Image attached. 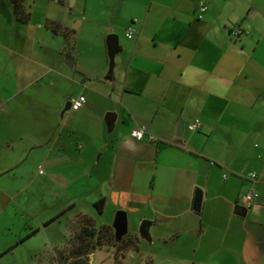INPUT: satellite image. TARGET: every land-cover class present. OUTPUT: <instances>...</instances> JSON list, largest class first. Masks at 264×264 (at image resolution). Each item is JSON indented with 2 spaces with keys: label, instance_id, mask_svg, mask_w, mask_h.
Listing matches in <instances>:
<instances>
[{
  "label": "crops",
  "instance_id": "1",
  "mask_svg": "<svg viewBox=\"0 0 264 264\" xmlns=\"http://www.w3.org/2000/svg\"><path fill=\"white\" fill-rule=\"evenodd\" d=\"M35 3L34 34L0 11V221L11 232L21 219L0 257L41 235L60 247L81 215L117 231L124 210L123 234L175 246L162 264H264V0ZM67 7L97 36V59L67 60L45 27L70 28ZM80 95L85 105L64 111ZM140 125L155 140L135 139ZM15 168L24 185L12 193L1 184Z\"/></svg>",
  "mask_w": 264,
  "mask_h": 264
},
{
  "label": "rangeland",
  "instance_id": "2",
  "mask_svg": "<svg viewBox=\"0 0 264 264\" xmlns=\"http://www.w3.org/2000/svg\"><path fill=\"white\" fill-rule=\"evenodd\" d=\"M1 7L0 11L7 12L8 17L14 16L13 11V4L12 0H0ZM24 5L28 10L31 12V19L27 24H21L17 23L19 26H24L25 28H28L29 31H31V34H34V23L37 21L38 13L41 12V10H37V6L35 3V0H24ZM58 7H55V11L57 12ZM61 11V10H59ZM72 9L67 7L62 9V14L65 17V19L69 20L70 28L75 30V41H74V48H71V45L67 44L65 41V38H63V41L61 42V49L64 51V54L66 56V59L68 60L69 57L74 58L76 55L79 56L80 59H86L85 54L88 52L91 54V57L93 59H97L98 56V49L96 45L93 42H96V37L93 34H91L86 28L82 29V31H79L77 29V26L73 25L74 20L77 19L76 13H71ZM2 14V13H0ZM5 14V13H3ZM2 14V15H3ZM80 22V21H79ZM93 35V36H92ZM63 46V47H62ZM91 49V50H90ZM105 55L108 58L107 50L105 49ZM116 62V57H115ZM74 91V90H73ZM69 111V110H68ZM67 111V112H68ZM18 173L19 177L16 180H8L7 182H4L1 184L5 189L11 191L12 193H16L17 190L23 188L22 183L23 179L20 176V173L22 170H18L15 168V170L12 171V173ZM110 215H107V218L109 219ZM12 220V219H11ZM17 221L13 224L12 230H7V227L3 226L0 221V239L5 240L9 237H12L13 234L17 231L19 228V221L20 218L16 219ZM80 220V217L77 218L76 224L73 225V227L69 230V233H73L77 229L78 222ZM64 225V224H63ZM62 226V225H61ZM100 227V226H99ZM60 225H55L56 231H61ZM11 233V234H10ZM45 236L42 235L39 237H35L34 239H31L27 244L20 246L15 251H11L10 253H7L0 257V264H59L58 260L56 259V256L59 255L58 252L55 250L54 253H52V247L49 248L45 247ZM62 246V245H61ZM60 246V247H61ZM59 246L56 248H60ZM175 246L170 244H161V243H150L147 240H141L139 242L138 249H135L133 247H130L126 250L124 258H122V261L119 264H162V261L159 257H156L157 254H160L163 250L166 251H173ZM2 246L0 245V249ZM33 249L36 252H33ZM61 250V249H60ZM52 254H56L53 256V260L51 261ZM58 258V257H57ZM91 264H117L116 261V250L114 247L109 246H101L97 247L92 257L90 256Z\"/></svg>",
  "mask_w": 264,
  "mask_h": 264
},
{
  "label": "trees",
  "instance_id": "3",
  "mask_svg": "<svg viewBox=\"0 0 264 264\" xmlns=\"http://www.w3.org/2000/svg\"><path fill=\"white\" fill-rule=\"evenodd\" d=\"M12 4L16 19L21 23H28L31 19V12L24 5V0H12ZM45 27L55 34L62 35L67 44L71 45L72 49L74 48V29L51 19L46 20ZM95 206L101 213L103 201L97 202ZM139 242L140 238L137 234L126 233L119 236L113 226L96 227L92 218L81 215L77 229L72 234L68 232L63 245L60 248L52 249V253H54L53 250L59 253L56 256L59 264H91L90 256L94 250L97 247L109 246L115 248L116 261L119 264L124 258L126 250L130 247L138 249ZM54 255L52 254L51 261L54 259Z\"/></svg>",
  "mask_w": 264,
  "mask_h": 264
},
{
  "label": "water",
  "instance_id": "4",
  "mask_svg": "<svg viewBox=\"0 0 264 264\" xmlns=\"http://www.w3.org/2000/svg\"><path fill=\"white\" fill-rule=\"evenodd\" d=\"M107 47H108V54H109V60H110V72H113L114 66H115V56L120 51L121 47L119 45V39L116 34H110L107 38ZM69 64H72L70 62ZM71 107V102H68L67 106L65 107V110H68ZM111 118L112 114L109 115ZM111 120V119H110ZM203 199V191L200 189L198 190L197 196H196V208L200 209ZM149 220H144L141 224L140 232L141 234H145L146 228L150 225ZM115 225L117 227V234L121 236L124 232L127 231L128 228V220H127V213L124 210H119L116 214L115 219Z\"/></svg>",
  "mask_w": 264,
  "mask_h": 264
},
{
  "label": "built area",
  "instance_id": "5",
  "mask_svg": "<svg viewBox=\"0 0 264 264\" xmlns=\"http://www.w3.org/2000/svg\"><path fill=\"white\" fill-rule=\"evenodd\" d=\"M206 4L204 2H201L200 3V10L203 12L206 10ZM236 33H239V30L235 31ZM134 33H135V28L133 26H131L129 29H128V32H127V37L128 38H132L134 36ZM85 102H86V97L84 95H80L79 97L73 99L71 101V109L76 111V110H79L81 109L84 105H85ZM199 124H200V121L199 120H195L193 122H191L189 124V129L191 130H196L198 127H199ZM132 135L135 139L137 140H143L146 136H148V138L150 140H155V137L151 134L148 133V129H147V126L146 125H140L139 127H137L136 129H134L132 131ZM250 178H255L256 177V174L255 173H251ZM257 196V191L255 189H251L245 196V200L249 203H251L254 198Z\"/></svg>",
  "mask_w": 264,
  "mask_h": 264
}]
</instances>
